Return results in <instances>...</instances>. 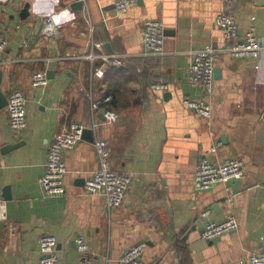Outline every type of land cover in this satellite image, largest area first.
I'll use <instances>...</instances> for the list:
<instances>
[{
	"label": "crops",
	"instance_id": "crops-1",
	"mask_svg": "<svg viewBox=\"0 0 264 264\" xmlns=\"http://www.w3.org/2000/svg\"><path fill=\"white\" fill-rule=\"evenodd\" d=\"M116 0H0V32L8 47L0 61L8 97H27V126L17 133L0 110V264H40L39 240L57 238L60 264H80L77 237L95 253L92 264H119L124 252L146 243L145 264H249L264 251V0H239L236 18L243 37L254 19L263 46L259 58L222 54L211 94L190 81L194 53L211 44H229L216 24L224 0H140L117 13ZM26 13L23 15L24 10ZM49 19L57 30L44 33ZM148 20L165 26V54L146 57L140 28ZM103 43L102 49L96 47ZM94 54L95 59H90ZM124 55L107 66L104 55ZM36 72L49 83L35 87ZM156 82L167 91L151 88ZM111 97L119 114L107 123ZM206 101L210 118L184 105ZM89 133L65 154L66 194L47 197L40 185L55 134L71 123ZM97 139L111 152L112 169L133 182L122 206L110 211L105 195L88 194L85 183L99 167ZM13 145H20L13 149ZM215 149V151H213ZM245 161L241 180L195 189L202 160ZM210 210L208 219L202 212ZM236 216L237 230L207 241L208 220Z\"/></svg>",
	"mask_w": 264,
	"mask_h": 264
},
{
	"label": "built area",
	"instance_id": "built-area-1",
	"mask_svg": "<svg viewBox=\"0 0 264 264\" xmlns=\"http://www.w3.org/2000/svg\"><path fill=\"white\" fill-rule=\"evenodd\" d=\"M140 0H116L115 9L117 13H126L139 3ZM239 0H224V10L216 17L217 26L223 31L228 41V46L224 49H217L209 44L194 53V58L190 67V81L199 83L204 90L211 94L215 81L216 65L222 54H229L235 59H256L262 56L263 46L257 36V28L252 20L248 31L242 37L239 33V27L236 18V5ZM47 19L44 33L47 35L56 34L57 30ZM140 36L144 47L146 57H158L164 55L166 33L165 26L160 20H148L140 28ZM103 43H97L96 47L102 49ZM8 41L0 32V61L3 58ZM90 59L96 56L91 54ZM107 66H119L124 64V55L111 54L104 55ZM32 83L35 87H44L48 85L49 79L46 73L36 72ZM153 90L167 91L168 85L163 82H156L151 85ZM111 97L95 101L92 105L94 112L101 107L107 106ZM27 97L21 90H13L8 95V104L6 106L9 125L17 133L22 132L27 126ZM184 105L195 111L199 116L210 118L212 108L206 101H194L185 99ZM107 123L115 124L119 120V114L107 108L105 111ZM87 127L78 122L71 123L61 132L55 134L48 153L46 170L40 178V185L47 197H58L66 194L64 184L67 174V164L65 154L73 150L83 140ZM95 149L99 159V167L93 175L86 180L85 190L88 194H102L107 200V207L110 211L118 209L125 201L127 191L129 190L133 179L129 174L120 173L112 169L111 152L109 145L105 140L97 139ZM215 151V149H213ZM245 161L238 158H231L222 164H214L209 160H202L197 165L195 173V189L198 191L209 190L219 184L227 186L229 201L235 200V192L229 184L236 180L244 178ZM1 207L0 220L7 219L6 211ZM210 210L202 212L201 217L208 219ZM239 227V222L235 215H228L223 221L216 222L208 220L205 223L202 236L207 241L216 240L223 235L229 234ZM77 250L80 254V264H92L95 253L83 236H78ZM146 243H139L134 247L127 249L119 260V264H145L144 253ZM39 251L41 253L40 264H60L57 255V238L52 234H44L39 240ZM249 264H264V251L256 252L250 255Z\"/></svg>",
	"mask_w": 264,
	"mask_h": 264
},
{
	"label": "water",
	"instance_id": "water-1",
	"mask_svg": "<svg viewBox=\"0 0 264 264\" xmlns=\"http://www.w3.org/2000/svg\"><path fill=\"white\" fill-rule=\"evenodd\" d=\"M26 13V9L24 10L23 15ZM220 71L218 69H216L215 71V76L219 75ZM48 76V75H47ZM2 80H3V73L0 71V110L4 109L7 104H8V97L4 94L3 89H2ZM90 130L86 129L85 133H84V137L87 136V133H89ZM20 145H13V149L18 148Z\"/></svg>",
	"mask_w": 264,
	"mask_h": 264
},
{
	"label": "trees",
	"instance_id": "trees-1",
	"mask_svg": "<svg viewBox=\"0 0 264 264\" xmlns=\"http://www.w3.org/2000/svg\"><path fill=\"white\" fill-rule=\"evenodd\" d=\"M111 105H112V102L109 104L108 108H111V109L115 110Z\"/></svg>",
	"mask_w": 264,
	"mask_h": 264
}]
</instances>
